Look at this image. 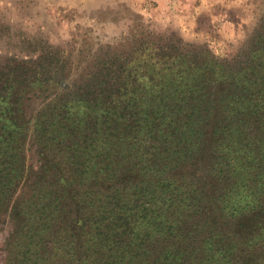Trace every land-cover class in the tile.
Returning a JSON list of instances; mask_svg holds the SVG:
<instances>
[{
	"label": "trees",
	"instance_id": "1",
	"mask_svg": "<svg viewBox=\"0 0 264 264\" xmlns=\"http://www.w3.org/2000/svg\"><path fill=\"white\" fill-rule=\"evenodd\" d=\"M4 224L2 264H264V17L230 59L160 36L0 57Z\"/></svg>",
	"mask_w": 264,
	"mask_h": 264
},
{
	"label": "rangeland",
	"instance_id": "2",
	"mask_svg": "<svg viewBox=\"0 0 264 264\" xmlns=\"http://www.w3.org/2000/svg\"><path fill=\"white\" fill-rule=\"evenodd\" d=\"M264 17V0H0V57H37L47 46L85 58L99 47L160 36L230 59ZM42 98L32 96V117ZM28 163L37 156L30 147ZM9 224L0 227V264Z\"/></svg>",
	"mask_w": 264,
	"mask_h": 264
}]
</instances>
